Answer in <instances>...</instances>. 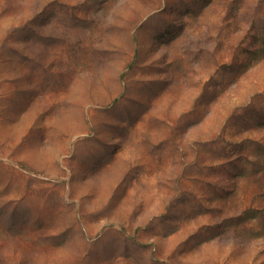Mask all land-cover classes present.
Returning <instances> with one entry per match:
<instances>
[{
	"label": "rangeland",
	"instance_id": "374dc122",
	"mask_svg": "<svg viewBox=\"0 0 264 264\" xmlns=\"http://www.w3.org/2000/svg\"><path fill=\"white\" fill-rule=\"evenodd\" d=\"M0 264H264V0H0Z\"/></svg>",
	"mask_w": 264,
	"mask_h": 264
}]
</instances>
